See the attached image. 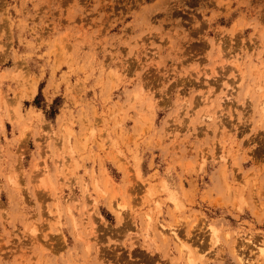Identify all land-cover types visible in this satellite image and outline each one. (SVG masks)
<instances>
[{"label": "rangeland", "instance_id": "rangeland-1", "mask_svg": "<svg viewBox=\"0 0 264 264\" xmlns=\"http://www.w3.org/2000/svg\"><path fill=\"white\" fill-rule=\"evenodd\" d=\"M0 264H264V0H0Z\"/></svg>", "mask_w": 264, "mask_h": 264}]
</instances>
